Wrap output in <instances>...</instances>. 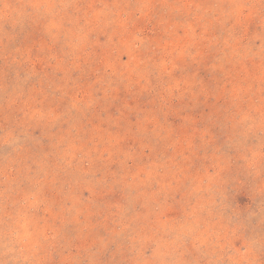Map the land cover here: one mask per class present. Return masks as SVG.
I'll return each instance as SVG.
<instances>
[{"label": "rangeland", "instance_id": "rangeland-1", "mask_svg": "<svg viewBox=\"0 0 264 264\" xmlns=\"http://www.w3.org/2000/svg\"><path fill=\"white\" fill-rule=\"evenodd\" d=\"M52 3L0 0V193L12 212L24 196L41 201L46 264H144L173 242L186 260L215 250L231 264L232 246H258L264 94L231 62L235 16H204L233 0ZM26 112L40 115L25 135ZM209 184L226 208L197 252L188 230L206 227L208 212L199 224L192 212Z\"/></svg>", "mask_w": 264, "mask_h": 264}, {"label": "clouds", "instance_id": "clouds-1", "mask_svg": "<svg viewBox=\"0 0 264 264\" xmlns=\"http://www.w3.org/2000/svg\"><path fill=\"white\" fill-rule=\"evenodd\" d=\"M234 8L230 13H225L222 8L214 7L204 10V16L212 13L216 19L222 16H235L236 23L232 26L229 33V38L225 41L226 47L231 50V58L234 65H240L241 70L248 76L253 84H258V91L264 94V31L249 35V26L259 16L260 27L264 29V0H253L251 4L238 2L233 0ZM45 7L51 10L55 5L52 0H44ZM151 9L150 3H142L136 10L141 16H146ZM106 15L103 13L97 14V21L100 22V17ZM121 15V14H118ZM133 13H127L130 19ZM203 18V17H201ZM237 25L240 26V31L237 32ZM86 39V35H85ZM260 41L259 45L255 41ZM264 100V95L261 97ZM27 103V102H25ZM264 108V105H262ZM40 114L37 112H26L25 120L23 122L24 134L31 127V121L37 119ZM5 143L17 144L18 138L9 137ZM19 151V149H17ZM213 183H226L223 177L219 174L213 178ZM202 194L201 200L193 209L192 214L198 217L199 214L208 212V218L205 220L206 227L203 231L196 228L189 229L188 234L191 238L192 247L199 252L208 242V237L214 233L220 219L223 218V212L226 205L221 201L219 204L216 201L215 193L212 189V184L198 189ZM264 191V189H262ZM19 204L15 212L8 210V204L3 193H0V264H46L45 257L40 253L45 251L46 242L49 239L47 227L42 226L39 220L32 215L33 210L39 208L41 201L35 196H24L22 200L14 202ZM220 209V218L214 216L213 209ZM264 211V209H262ZM231 241H229V245ZM221 253L228 245H220ZM234 249L235 255L229 256L231 264H264V238L261 241L252 242L241 251V249ZM180 248L185 251L181 252ZM187 247L185 243L176 244L169 247L166 251H157L156 256L160 257L158 261H145L144 264H202L199 257L186 260L184 259ZM178 253V255H177ZM172 255L175 258L172 260L164 259L163 257ZM203 255L210 257L203 264H222L224 256L217 253V251H209Z\"/></svg>", "mask_w": 264, "mask_h": 264}]
</instances>
